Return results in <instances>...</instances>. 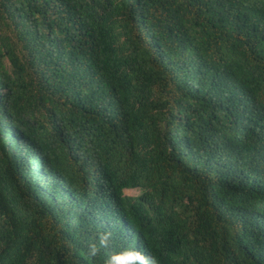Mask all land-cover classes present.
<instances>
[{
  "label": "trees",
  "instance_id": "obj_1",
  "mask_svg": "<svg viewBox=\"0 0 264 264\" xmlns=\"http://www.w3.org/2000/svg\"><path fill=\"white\" fill-rule=\"evenodd\" d=\"M262 240L264 0H0V264H264Z\"/></svg>",
  "mask_w": 264,
  "mask_h": 264
},
{
  "label": "clouds",
  "instance_id": "obj_2",
  "mask_svg": "<svg viewBox=\"0 0 264 264\" xmlns=\"http://www.w3.org/2000/svg\"><path fill=\"white\" fill-rule=\"evenodd\" d=\"M248 94V93H247ZM251 96V94H248ZM38 185L40 180H36ZM124 235L129 239L131 231L126 226L122 224ZM111 240L110 232H102L98 236V241L96 243H90L87 249V255L95 257L99 252L100 248L106 247ZM264 242V240H262ZM107 256V264H159V261L155 256H151L150 249L143 242L140 243L137 249L128 248L120 252V247L114 246L107 249L104 253Z\"/></svg>",
  "mask_w": 264,
  "mask_h": 264
}]
</instances>
